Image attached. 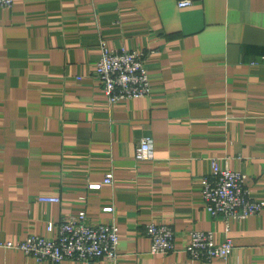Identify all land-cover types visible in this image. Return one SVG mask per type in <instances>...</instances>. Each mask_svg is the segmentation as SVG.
<instances>
[{
  "label": "crops",
  "instance_id": "obj_1",
  "mask_svg": "<svg viewBox=\"0 0 264 264\" xmlns=\"http://www.w3.org/2000/svg\"><path fill=\"white\" fill-rule=\"evenodd\" d=\"M102 40L146 54L150 96L109 101L96 74ZM144 136L154 157L137 160ZM214 161L264 200V0L0 5V241L53 237L49 222L85 211L119 227L117 258L95 264H264V209L239 219L206 207ZM151 222L172 226L174 250L151 251ZM194 230L230 239L232 253L193 258ZM0 264L87 263L0 247Z\"/></svg>",
  "mask_w": 264,
  "mask_h": 264
},
{
  "label": "built area",
  "instance_id": "obj_2",
  "mask_svg": "<svg viewBox=\"0 0 264 264\" xmlns=\"http://www.w3.org/2000/svg\"><path fill=\"white\" fill-rule=\"evenodd\" d=\"M15 0H0L1 6L11 7ZM193 0H178L179 6H190ZM97 78L108 99L112 103L122 100L150 96L149 68L146 54L142 50L112 48L107 41H101V56L98 62ZM137 160L154 157L153 139L142 137L137 146ZM214 171L204 177L203 198L213 216L224 215L245 218L264 209V200H256L246 186V176L228 167L221 168L213 162ZM113 174L108 173L105 183H111ZM93 186L99 187L94 184ZM40 201L59 202L58 196H39ZM111 209V208H107ZM48 229L53 237L30 235L17 243L0 241V247L20 248L39 261L57 263L65 259L83 260L95 264L102 257L116 259L120 241L117 224H91L85 211L79 212L60 222H49ZM146 234L151 238V251L169 253L175 249V230L169 224L151 222L146 226ZM186 250L193 258L212 260L215 257L227 258L233 251L230 239L218 242L212 230H194Z\"/></svg>",
  "mask_w": 264,
  "mask_h": 264
}]
</instances>
